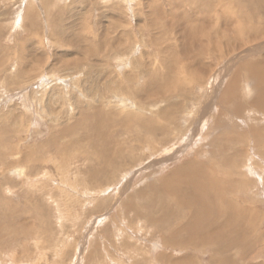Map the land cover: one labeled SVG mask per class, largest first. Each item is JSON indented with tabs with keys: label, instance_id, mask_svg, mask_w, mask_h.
<instances>
[{
	"label": "rangeland",
	"instance_id": "rangeland-1",
	"mask_svg": "<svg viewBox=\"0 0 264 264\" xmlns=\"http://www.w3.org/2000/svg\"><path fill=\"white\" fill-rule=\"evenodd\" d=\"M0 264H264V3L0 0Z\"/></svg>",
	"mask_w": 264,
	"mask_h": 264
},
{
	"label": "bare ground",
	"instance_id": "bare-ground-1",
	"mask_svg": "<svg viewBox=\"0 0 264 264\" xmlns=\"http://www.w3.org/2000/svg\"><path fill=\"white\" fill-rule=\"evenodd\" d=\"M258 1L261 2V3H264V0H258ZM251 2H252V1H251ZM209 20H210V19H209ZM168 66H169V65H168ZM255 74H256V73H255ZM258 78H259V77H258ZM258 78H257V79H258ZM258 84H259L258 87H261L259 81H258ZM111 88H112V87H111ZM258 89H259V91L261 92L262 89H261V88H258ZM112 90H113V89H112ZM168 90H169V89H168ZM116 91H117V90H116ZM118 91H119V90H118ZM163 91H164V90H163ZM170 91H171V90H170ZM115 93H116V92H115ZM163 93H164V92H163ZM119 94L122 95V92L119 91ZM120 95H119V96H120ZM117 96H118V95H117ZM119 96H118V97H119ZM122 98H123V97H122ZM117 100H118V99H117ZM124 100H125V99H124ZM118 101H119V100H118ZM122 104H123V103H122ZM260 107H262V106L260 105ZM158 112H159V111H158ZM160 113H161V112H160ZM163 115H164V114H163ZM98 116H99V115H98ZM155 117H156V116H155ZM95 118H96V117H95ZM153 118H154V117H153ZM128 119H129V118H128ZM147 119H148V118H147ZM151 119H152V118H151ZM151 119H150V120H151ZM165 119H166V118H165ZM102 120H104V119H102V115H100V116H99V120L96 121V122L99 121V122H98V123H99V126L101 125L100 123L102 122ZM145 120H146V119H145ZM145 120H144V121H145ZM148 122H150V121H148ZM151 122H152V121H151ZM151 122L149 123V127H148V126H144V127H146L147 129H150L152 125L154 126V124H151ZM102 123H103V122H102ZM125 125H126V124H124L123 126H125ZM92 126H93V125H92ZM99 126H98V127H99ZM100 127H101V126H100ZM128 127H129V126H128ZM102 128H103V127H102ZM162 128H163V127H162ZM102 133L104 134V132H102ZM101 137H102V136H101ZM104 138H106V137H104ZM103 143H104V142H103ZM104 144H105V143H104ZM101 145H102V142H101ZM100 150H101V155H104V154L108 155V154H107V153H108L107 149H104V148L102 147V148H100ZM98 155H99V154H98ZM109 156H110V155H109ZM101 157H102V156H101ZM103 157H104V156H103ZM104 159H105V158H104ZM106 161H107V160H106ZM185 164H186V163H185ZM186 165H187V164H186ZM195 166L198 168L197 165H195ZM183 167H184V166H183ZM186 168H187V166H186ZM186 168L181 169L182 171H181L180 169H178V170L175 171V172L173 171V173H171L170 176L167 175L166 177H164V179H162L161 183H163V185H164L165 183H166L167 185H169V184H170L171 182H173V181L176 182L177 180H176V181L174 180L175 177H177L176 174H177V173L180 174L181 172L183 173V172L187 171V170H185ZM188 168H189V167H188ZM194 168H195V167H194ZM176 169H177V168H176ZM190 172H191V171H190ZM195 172H196V171H195ZM191 173H192V172H191ZM201 173H202V172H201ZM201 177H202V176H201ZM195 178H196V177H195ZM176 179H177V178H176ZM178 179H179V178H178ZM180 179H181V178H180ZM189 180L192 181V182H191V183H192V184H191L192 186H195V183H197V182H195L196 179H194V178H189ZM197 180H198V179H197ZM166 181H168L169 183H167ZM201 182H202V181H201ZM176 183H177V182H176ZM171 184H172V183H171ZM199 185H201V184H199ZM199 185H198V186H199ZM203 185H204V184H203ZM175 187H176V186H175ZM202 187L204 188V186H202ZM193 188L195 189V187H193ZM199 189H200V188H199ZM201 189H202V188H201ZM205 189H206V188H205ZM188 190H189V189H188ZM208 191H209V190H208ZM196 192H197V191H196ZM196 192H195V193H196ZM199 192H200V191H199ZM202 192H203V191H202ZM211 192H213V190H211ZM190 193H191V192H190ZM187 194H188V193H187ZM187 194H186V195H187ZM191 194H192V193H191ZM206 194H207V193H206ZM209 195H210V194H209ZM183 196L185 197V195H183ZM203 196H204V195H201V196L199 197V193H197V194L195 195V197H196V199H197V200H196L197 202L199 201V199H201V200L199 201V203L202 205V207L200 206V207H201V211H200L199 209L195 208V210H193V212H192V214H191L190 217H193V216L195 215V213H198V212H200V215H201V212H204V213L206 214V217H207V215L210 214L211 211L207 208L206 203H205V201H204V200H205V198H204L205 196H204V197H203ZM184 197H182V198H183L185 201H187V200H186L187 198H184ZM186 197H187V196H186ZM183 199L180 198V200H182V202L184 203V200H183ZM189 199H190V198H189ZM191 199H192V198H191ZM206 201H207V200H206ZM182 202H181V203H182ZM197 202H196V203H197ZM196 203H195V205H196ZM185 204H187V203L185 202ZM187 205H188V204H187ZM195 205H194V206H195ZM197 205H198V203H197ZM229 205H230V204H229ZM235 206H236V205H235ZM185 207H186V206H185ZM195 207H196V206H195ZM219 207H220V206H219ZM188 208H189V206H188ZM190 208H191V207H190ZM187 210H188V209H187ZM223 210H224V209H223ZM226 210H227V209H226ZM197 211H198V212H197ZM235 211H236V210H235ZM188 212H189V211H188ZM235 213H236V212H235ZM190 219H191V218H190ZM214 219H215V217H214ZM195 221H196V220H195ZM191 222H192V221H191ZM193 223H194V222H193ZM195 223H196V222H195ZM224 224H225V223H224ZM218 229H219V228H218ZM218 229L216 230L217 232L219 231ZM214 232H215V231H214ZM215 233H216V232H215Z\"/></svg>",
	"mask_w": 264,
	"mask_h": 264
}]
</instances>
